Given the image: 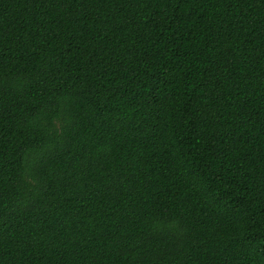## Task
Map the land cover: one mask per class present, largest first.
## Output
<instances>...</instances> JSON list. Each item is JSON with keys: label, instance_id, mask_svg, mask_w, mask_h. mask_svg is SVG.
Returning <instances> with one entry per match:
<instances>
[{"label": "trees", "instance_id": "trees-1", "mask_svg": "<svg viewBox=\"0 0 264 264\" xmlns=\"http://www.w3.org/2000/svg\"><path fill=\"white\" fill-rule=\"evenodd\" d=\"M0 264H264V0H0Z\"/></svg>", "mask_w": 264, "mask_h": 264}]
</instances>
